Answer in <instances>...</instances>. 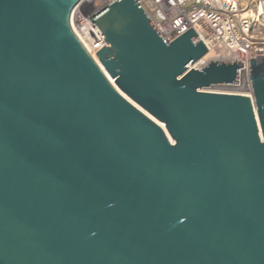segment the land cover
I'll return each instance as SVG.
<instances>
[{
  "label": "water",
  "instance_id": "95a60500",
  "mask_svg": "<svg viewBox=\"0 0 264 264\" xmlns=\"http://www.w3.org/2000/svg\"><path fill=\"white\" fill-rule=\"evenodd\" d=\"M79 0H0V264H264V56L190 68L135 0L73 34ZM169 136V137H168ZM173 143L170 141V139Z\"/></svg>",
  "mask_w": 264,
  "mask_h": 264
},
{
  "label": "built area",
  "instance_id": "2783aa9c",
  "mask_svg": "<svg viewBox=\"0 0 264 264\" xmlns=\"http://www.w3.org/2000/svg\"><path fill=\"white\" fill-rule=\"evenodd\" d=\"M116 1L80 0L70 13V28L95 63L94 53L102 46L106 47V43L90 19ZM135 1L166 43L189 28L195 32V41H201L207 49L200 59L203 60L202 67L196 70H202L210 61L242 63V67H238L237 84L218 83L209 89L212 88L210 92L214 93L245 96L253 103L249 58L264 56L261 0Z\"/></svg>",
  "mask_w": 264,
  "mask_h": 264
},
{
  "label": "bare ground",
  "instance_id": "6f19581e",
  "mask_svg": "<svg viewBox=\"0 0 264 264\" xmlns=\"http://www.w3.org/2000/svg\"><path fill=\"white\" fill-rule=\"evenodd\" d=\"M80 1V0H79ZM262 10V9H261ZM233 59V58H232ZM95 61L97 63V65L100 67V69L102 70V72L104 73V75L106 76V78L108 79V81L112 84V86L122 95V97H124L127 101H129L134 107H136L138 110L142 111L146 116H148L152 121H154L157 125H159L164 132L167 134L164 125L157 121L155 118H153L151 115H149L148 113H146L143 109H141L137 104H135L133 101H131L125 94H123L115 85L113 79L108 75V73L105 71V69L103 68L102 64L99 62V60L97 58H95ZM203 60H199L196 64L191 65L190 68H194V69H199L202 67V62ZM212 89V88H211ZM211 89H208L207 91H212ZM169 137V136H168ZM170 139V138H169ZM170 141L173 143V141L170 139Z\"/></svg>",
  "mask_w": 264,
  "mask_h": 264
},
{
  "label": "rangeland",
  "instance_id": "374dc122",
  "mask_svg": "<svg viewBox=\"0 0 264 264\" xmlns=\"http://www.w3.org/2000/svg\"><path fill=\"white\" fill-rule=\"evenodd\" d=\"M261 2L263 3V9H262V11H264V0H261Z\"/></svg>",
  "mask_w": 264,
  "mask_h": 264
}]
</instances>
